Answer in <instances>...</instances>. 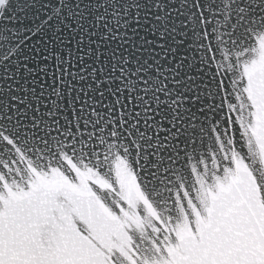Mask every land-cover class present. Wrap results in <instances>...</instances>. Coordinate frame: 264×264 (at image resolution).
<instances>
[{"label":"snow or ice","instance_id":"6c2138e0","mask_svg":"<svg viewBox=\"0 0 264 264\" xmlns=\"http://www.w3.org/2000/svg\"><path fill=\"white\" fill-rule=\"evenodd\" d=\"M0 264H264V0H0Z\"/></svg>","mask_w":264,"mask_h":264}]
</instances>
